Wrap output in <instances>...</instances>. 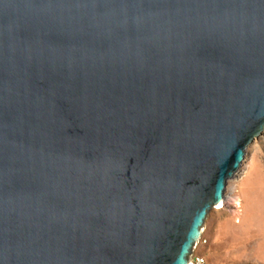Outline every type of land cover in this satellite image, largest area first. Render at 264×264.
Returning <instances> with one entry per match:
<instances>
[{
  "label": "water",
  "instance_id": "obj_1",
  "mask_svg": "<svg viewBox=\"0 0 264 264\" xmlns=\"http://www.w3.org/2000/svg\"><path fill=\"white\" fill-rule=\"evenodd\" d=\"M264 133V0H0V264H189Z\"/></svg>",
  "mask_w": 264,
  "mask_h": 264
},
{
  "label": "rangeland",
  "instance_id": "obj_2",
  "mask_svg": "<svg viewBox=\"0 0 264 264\" xmlns=\"http://www.w3.org/2000/svg\"><path fill=\"white\" fill-rule=\"evenodd\" d=\"M224 203L209 212L198 254L208 264H264V133L247 148Z\"/></svg>",
  "mask_w": 264,
  "mask_h": 264
},
{
  "label": "built area",
  "instance_id": "obj_3",
  "mask_svg": "<svg viewBox=\"0 0 264 264\" xmlns=\"http://www.w3.org/2000/svg\"><path fill=\"white\" fill-rule=\"evenodd\" d=\"M205 230H202V235H203V232ZM199 238V240L196 242L195 246H194V249H193V253L192 255L190 256V260L192 262V264H208L206 258L204 257V255H200L198 254V251L200 249V247H202L203 245L207 244V240L204 239L203 237Z\"/></svg>",
  "mask_w": 264,
  "mask_h": 264
},
{
  "label": "bare ground",
  "instance_id": "obj_4",
  "mask_svg": "<svg viewBox=\"0 0 264 264\" xmlns=\"http://www.w3.org/2000/svg\"><path fill=\"white\" fill-rule=\"evenodd\" d=\"M225 209V203H224V200L222 202H220L215 208L214 210L215 211H220V210H223ZM189 264H192L191 260H189Z\"/></svg>",
  "mask_w": 264,
  "mask_h": 264
}]
</instances>
